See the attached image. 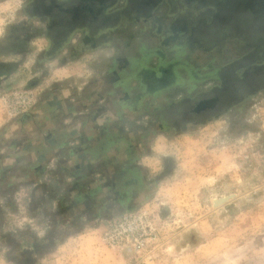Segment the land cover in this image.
<instances>
[{
	"label": "rangeland",
	"instance_id": "rangeland-1",
	"mask_svg": "<svg viewBox=\"0 0 264 264\" xmlns=\"http://www.w3.org/2000/svg\"><path fill=\"white\" fill-rule=\"evenodd\" d=\"M212 2L0 0V264H264V81L220 93Z\"/></svg>",
	"mask_w": 264,
	"mask_h": 264
},
{
	"label": "trees",
	"instance_id": "trees-1",
	"mask_svg": "<svg viewBox=\"0 0 264 264\" xmlns=\"http://www.w3.org/2000/svg\"><path fill=\"white\" fill-rule=\"evenodd\" d=\"M78 3L77 6L81 4L80 0H78ZM210 5L215 8V14L212 18H217L218 23L221 24L215 46L228 40H234L239 44V52L241 51L233 63H230L219 72L222 78L219 91L228 96L225 98H230L234 91L236 93L243 87L250 91L255 83L264 81V45L260 43L264 42V0H213ZM255 22L260 25L259 30L263 29L259 33L260 39L263 41L253 40L255 38L250 36L249 32L246 33L240 29L241 24L247 25ZM249 28L252 29L253 27L249 26ZM239 69L241 74H238ZM231 71L237 79L233 88L231 84L234 81L231 84L229 83V72ZM226 73H228V76ZM263 88L264 84L256 91ZM217 97L218 100L221 99V94Z\"/></svg>",
	"mask_w": 264,
	"mask_h": 264
},
{
	"label": "flooded vegetation",
	"instance_id": "flooded-vegetation-1",
	"mask_svg": "<svg viewBox=\"0 0 264 264\" xmlns=\"http://www.w3.org/2000/svg\"><path fill=\"white\" fill-rule=\"evenodd\" d=\"M80 2L81 4L79 6H76L75 8H72L71 11L73 12L74 17L81 18L82 20H86L88 14L93 15L94 17L97 16L96 14H101L103 10L107 7L108 0H80ZM84 11H88V13H85ZM209 102H208L209 105H205V108L207 107L214 108L215 100L211 99ZM202 103L204 102H201V104H199L201 105V107L198 110L196 109L199 112L204 109ZM118 176L120 175L118 174ZM124 183L125 186L129 190H131L132 194L134 195L136 192L139 191L141 187L144 186V179L141 177H137L135 175L134 176L131 175L128 179L127 178L124 179Z\"/></svg>",
	"mask_w": 264,
	"mask_h": 264
}]
</instances>
